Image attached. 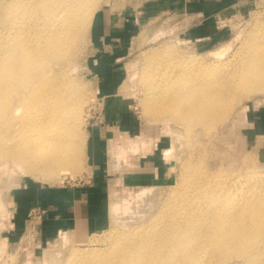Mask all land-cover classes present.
Returning <instances> with one entry per match:
<instances>
[{"label": "bare ground", "instance_id": "6f19581e", "mask_svg": "<svg viewBox=\"0 0 264 264\" xmlns=\"http://www.w3.org/2000/svg\"><path fill=\"white\" fill-rule=\"evenodd\" d=\"M99 2L0 0V159L32 177L63 178L81 167L85 137L77 126L88 103L72 76L74 65L64 60L76 55L91 19L99 21ZM244 30L234 38L238 47L232 49L231 41L204 57L177 54L169 45L148 52L137 74L146 92L144 114L163 123L174 120L183 129L174 132L189 147L199 135L196 127L211 137L243 98L264 92V13ZM169 56L181 65H169ZM119 151L127 152L121 145ZM112 156L115 161L119 155ZM191 158L148 217L142 210L125 212L127 205L110 194V218L121 211L139 215L143 223L120 221L123 229L102 239L108 245L102 255L75 252L66 263L55 255L49 264H264V173L227 172L217 161L198 166ZM105 225L111 227L106 221L100 229Z\"/></svg>", "mask_w": 264, "mask_h": 264}, {"label": "rangeland", "instance_id": "374dc122", "mask_svg": "<svg viewBox=\"0 0 264 264\" xmlns=\"http://www.w3.org/2000/svg\"><path fill=\"white\" fill-rule=\"evenodd\" d=\"M180 1L183 2L100 0L96 12L99 21L91 19L76 55L63 59H70L74 65L72 76L84 87L88 103L83 105L82 122L77 126L85 137L81 167L78 172L63 173V178L61 173L55 179H45L32 177L12 160L0 159V264H49L50 257L55 255L66 263L67 256L75 252L102 255L108 250L102 239L123 229L120 221L143 223L139 215L121 216V211L117 218H110V194L116 195L123 206L127 205L123 208L125 212L142 210L148 217L159 208L169 192V181L178 177L183 162L189 161L192 152L194 165L204 166L211 160L222 164L227 172L264 173V92L243 98L225 122L213 128L211 137H203L200 127H196L194 133L199 135L190 147L182 135L174 132L183 130L174 120L154 121L143 112L146 92L137 74L146 64L148 52L169 45L178 49L177 54L204 57L231 41L235 49L240 42L234 38L238 34L242 38L243 29L246 31L254 18L264 13V0H241L232 7L210 10L203 22L194 18L188 21ZM167 60L171 66L181 65L178 57L169 56ZM116 106L125 108L124 119L112 114ZM237 110L241 112L239 115ZM145 143L147 151L142 148ZM120 145L128 153L121 156ZM109 152L119 158L113 161ZM145 160L150 161L148 167L142 163ZM91 185L103 188L106 203V214L91 228V233L85 238H79L69 228L57 229L50 235L43 233L41 226L47 210L34 204L36 200L46 203L49 191L57 188ZM141 203L147 206L142 209ZM106 221L111 227L105 225L100 229ZM227 264L246 263L234 260Z\"/></svg>", "mask_w": 264, "mask_h": 264}, {"label": "crops", "instance_id": "0c3cea01", "mask_svg": "<svg viewBox=\"0 0 264 264\" xmlns=\"http://www.w3.org/2000/svg\"><path fill=\"white\" fill-rule=\"evenodd\" d=\"M239 1L241 0H183V2L180 1L179 6L185 8L188 21L194 18L199 22H203L210 10L232 7L237 5ZM205 25L207 24H201V26ZM124 109L116 106L111 112L115 117L124 119L127 115ZM126 123L128 124L127 121ZM145 161L142 163L148 167L150 161ZM48 194L50 199L46 203L37 200L34 203L47 210L41 226L43 233L47 235L52 234L57 229L69 228L79 238H85L91 233V228L101 222L106 214L105 196L101 186L57 188L56 190H50ZM29 201V205H32V198Z\"/></svg>", "mask_w": 264, "mask_h": 264}]
</instances>
